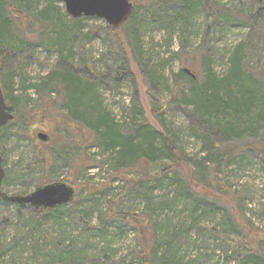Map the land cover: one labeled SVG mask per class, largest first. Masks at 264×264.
<instances>
[{"label": "rangeland", "instance_id": "rangeland-1", "mask_svg": "<svg viewBox=\"0 0 264 264\" xmlns=\"http://www.w3.org/2000/svg\"><path fill=\"white\" fill-rule=\"evenodd\" d=\"M135 1L140 14L134 24L136 33H129L128 50L135 51L136 45H141L154 62L163 65L170 82L180 68H185L194 74L199 85L207 71L205 59L212 73L220 78L227 68L230 53L243 42L242 67L264 84V8L257 16V0H213L217 5L212 6L213 15L200 11L194 16L184 49L180 48L177 29L167 49V40H163L166 32L161 29L164 25L156 13L158 6ZM135 1L132 0V4ZM45 3L46 0H41L37 9L32 6V13L40 11ZM51 7L54 15L48 22L34 20L33 16L29 24H17L10 33L16 42L22 36L37 38L26 41L29 49L34 50L23 70L25 86L40 82L57 65L58 54L50 53L48 48L54 43L55 25L65 20V9L60 1L52 2ZM106 26L98 18L80 22L81 30L73 48L80 78L86 82L91 74V81L95 80L94 75L110 79L98 85V93L105 110L116 122L128 121L127 108L132 98L138 99L149 125L161 130L162 122L175 134L176 146L169 138L167 140L183 163H179L176 174H163L167 168L163 162L144 168L141 161L123 160L117 152L103 151L97 147L96 138L93 140L92 135L66 119L63 98L56 102V99L51 100L53 95L49 99L44 92L42 96L27 92L19 98L15 87L14 93L9 92L12 101L6 100L7 107H12L11 113L33 109L34 114L19 135L16 133L18 124L11 122L0 139L3 168L10 171L3 181L4 192L16 195L17 191L26 189L28 194L43 183L40 165L35 169L38 172L30 171L22 178L16 175L44 157L48 165L43 177L45 175L49 184L62 182L73 187L77 193L73 200L81 209H88L89 215L83 223L66 216L53 218L47 223L45 237L44 232L30 233L27 212L17 216L10 208L11 221H7L4 215L7 207L3 205L0 207V264H146L141 245L148 244L150 232L157 240L165 239L166 234L172 237L168 248L163 244L158 253H152L150 264H236L230 258L231 247L244 243L264 259V170L259 161L252 156H244L243 160L238 157L227 165L224 174H215L204 164L203 137L191 106L185 107L179 103V98L173 100L165 93L163 102L167 106L159 111L163 104L152 95L149 81L133 66L126 49L130 62L126 67L133 78L121 81V77L115 75L116 70L121 72L118 66H121L122 56L116 37L102 30ZM39 29L41 33H37ZM15 45L10 42V54L0 67L2 88L8 86L7 76L12 74L17 62L10 51ZM110 50L115 52L114 61L109 58ZM80 60L86 63L80 64ZM114 78L116 84L111 81ZM261 111L264 113V108H252L250 119L255 120ZM257 126L258 134L263 135L264 123L259 122ZM245 128L240 135L242 141L250 139L248 127ZM38 133L47 135L50 140L42 143L36 137ZM142 171L147 175L143 176ZM221 178L225 191L218 190ZM112 200L115 217H109L112 212L107 211V203ZM217 208L219 211H213ZM122 214L143 216L148 221L145 241ZM221 216H229L236 225L218 237L208 229L221 224ZM151 247L149 243L148 252ZM244 250L241 247V252Z\"/></svg>", "mask_w": 264, "mask_h": 264}, {"label": "trees", "instance_id": "trees-1", "mask_svg": "<svg viewBox=\"0 0 264 264\" xmlns=\"http://www.w3.org/2000/svg\"><path fill=\"white\" fill-rule=\"evenodd\" d=\"M60 0H46L43 8L37 13L33 14L31 7L37 9L41 0H0V67L3 64L6 56L9 53L10 42H14L16 45L12 50V56L16 58V64L13 66L12 74H8V86L2 88L5 102L12 101L10 99L11 94L14 93V88L17 87L16 93H19V98L27 92H31L33 95H46L51 100L63 98V107L65 111V117L68 121L72 122L75 127H79L80 130L88 132L92 135L93 140L96 138L97 147L103 151L117 152V155L123 159L133 162H142L144 168H147L149 164L165 163L167 168L163 174L168 172L177 173V167L179 163H183V160L178 157L175 150H172L167 138L170 142L176 146L175 134L161 122V130L156 129L154 126L149 125L145 117H143V110L139 107V100L133 99L131 105L127 108L128 121L116 120L105 110L101 95L98 93V85L100 83L105 84L110 79L105 77L94 75L95 80L91 81L93 77L89 74V80L83 81L78 73L77 64H75V53L73 52L74 41L78 38L77 34L80 32V22L82 19H72L66 13L63 14L65 20L55 25L56 35L54 43L50 44L48 51L58 54L57 65L52 68L40 82L32 84L30 86L24 85L23 82V70L27 67L31 60V52L34 48L29 49V44L26 42L35 41L37 38L33 36L19 37L16 41H13L10 33L16 25L24 26L29 24V20L34 16V20L49 21L53 14L52 2H59ZM132 1V0H130ZM135 1V0H133ZM140 3H151L158 6L157 14L160 16L159 21L162 25L161 29L165 30L166 37L163 40H167V49L170 46L172 40V34L177 29L179 31V45L184 49L186 40L188 39L189 32L188 27L192 25L194 16L200 11L209 12L213 15V7L217 6L213 0H141ZM165 3V4H164ZM258 9L256 15H259L260 9L264 8V0H257ZM22 9V10H21ZM138 2H133V12L129 20L119 29H112L109 26L102 28L107 35H113L116 37L118 48L122 56V60L116 61L121 64L118 66L119 71L116 70L115 75L121 77L122 80L131 81L133 74L129 67V60L127 56L131 57L133 66L139 70L142 76H144L150 84L152 95L160 102L159 111H162L167 106V103L163 102L165 93H169L173 100H178L179 103L185 107L191 106V113L198 118V124L202 133L203 139V151L204 164L209 166L212 171L217 174H224L227 165L234 162L235 159L244 156H252L256 158L262 169L263 155H264V134H258V123H264V113L258 112L255 120L250 119V113L252 108L261 107L264 108V84L260 80H256L252 72L245 70L242 67L243 59V42L236 45L234 50L228 57L227 68L223 75L218 78L209 69V63L205 59L204 64L206 66V72L204 79L198 85L197 78L194 79L184 72V69L178 70L174 75V81L170 82L164 74L163 65L157 64L154 60L145 53L141 48V45H136L135 51H129L131 40L129 33L134 31V24L136 18L139 17ZM36 17V18H35ZM177 27V28H176ZM131 29V30H130ZM39 29L37 33H41ZM139 35L137 36V38ZM160 46V45H159ZM129 47V48H128ZM29 49V50H28ZM127 50L128 54H126ZM113 58L115 52H108ZM15 63V62H14ZM86 63L84 60H80V64ZM124 66L126 70H124ZM92 72V71H91ZM18 79L16 81L15 79ZM113 84H116L117 80H111ZM10 90H9V88ZM7 104V103H6ZM12 109V107H11ZM10 109V112H11ZM157 113V110L153 113ZM34 114V110L28 111L19 110L13 115L11 122H16L19 129L17 135L20 134L21 129L28 127L29 118ZM229 116V118H227ZM141 118V119H139ZM9 122L0 131V139L6 130V127L11 123ZM247 128L250 136L248 140H240V135L244 129ZM129 133V134H128ZM233 143V144H230ZM2 152L0 151V154ZM241 162V161H240ZM38 165L42 168V181L36 186L49 184L45 174L46 166L48 165L44 157L38 161H35L31 165H27L21 174L16 176L22 178V175L29 174L30 171H37ZM10 171H6V175H9ZM143 172V176H146V172ZM218 190L224 189L223 179L218 180ZM4 190V186H2ZM92 188L90 187V190ZM225 191V190H223ZM16 195H26L27 190H19ZM77 194V193H76ZM75 194V197H76ZM74 197V199H75ZM5 205V217L7 221H11L9 210L12 208L16 212L17 216L23 215L27 212V223L29 224L30 233L41 232L46 234L48 230L47 223L53 218L68 217L76 222L83 223L89 215L88 209H81L75 201H71L66 205H62L50 210L35 209L29 205H17L0 200V207ZM214 207V206H211ZM85 208V207H84ZM114 201L107 203V211L112 212L111 216L115 217ZM213 211H219V209H213ZM3 213V211H2ZM126 217L130 225L135 228L142 241H145L144 237L148 234V221L146 222L143 216H136L131 214H122ZM221 224L208 229L209 233H217L218 237L223 232H230L235 227V220L231 221L228 216H221ZM88 224V223H87ZM84 222V225H87ZM169 230H167L168 232ZM47 234L45 235V237ZM172 237L166 234L165 239H156L150 232L149 243H151V249L147 251V245L142 246L143 258L146 264H150L152 261V253H158L165 244L168 248L169 241ZM222 239V238H220ZM237 241V240H236ZM235 241V242H236ZM153 242V243H152ZM225 243V241H223ZM241 247L245 250L241 252ZM232 253L230 258L234 259L236 264H264V259L260 257L254 248L247 246L246 243L231 247ZM167 249L165 250V252Z\"/></svg>", "mask_w": 264, "mask_h": 264}, {"label": "water", "instance_id": "water-1", "mask_svg": "<svg viewBox=\"0 0 264 264\" xmlns=\"http://www.w3.org/2000/svg\"><path fill=\"white\" fill-rule=\"evenodd\" d=\"M64 5L65 13L72 19L98 18L103 20L112 29L121 28L130 18L133 12V4L130 0H60ZM184 72L195 76L187 69ZM13 120V114L9 111L2 88L0 86V131ZM37 138L43 142L48 136L39 133ZM0 158V186L5 177ZM264 165V155H263ZM75 197L73 187L66 183L54 182L35 188L26 195H8L0 189V200L17 205H29L35 209L50 210L70 203Z\"/></svg>", "mask_w": 264, "mask_h": 264}, {"label": "flooded vegetation", "instance_id": "flooded-vegetation-1", "mask_svg": "<svg viewBox=\"0 0 264 264\" xmlns=\"http://www.w3.org/2000/svg\"><path fill=\"white\" fill-rule=\"evenodd\" d=\"M7 105V104H6ZM9 109V108H8ZM9 111H10V109H9ZM8 124V123H7ZM6 126V125H5ZM39 134V133H38ZM37 134V135H38ZM37 137V136H36ZM38 139V138H37ZM48 140H50V138L48 137ZM48 140L47 141H45L44 143H46V142H48ZM41 141V140H40ZM42 143H43V141H41ZM0 158H1V156H0ZM2 159V158H1ZM1 165H2V167H3V164H2V162H1ZM3 170H4V172H5V177H6V171H5V169L3 168ZM5 177H4V179H5ZM4 179H3V181H4ZM3 181H2V183H1V186H0V189H1V191L3 192V193H6V192H4V190L2 189V186H3ZM7 194V193H6ZM2 201V200H1Z\"/></svg>", "mask_w": 264, "mask_h": 264}]
</instances>
